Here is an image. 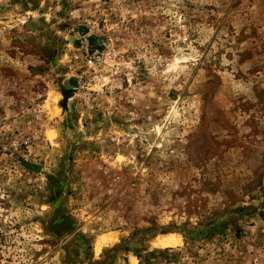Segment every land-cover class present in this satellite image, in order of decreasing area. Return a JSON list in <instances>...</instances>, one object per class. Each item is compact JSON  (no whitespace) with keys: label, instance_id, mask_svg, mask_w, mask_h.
<instances>
[{"label":"rangeland","instance_id":"rangeland-1","mask_svg":"<svg viewBox=\"0 0 264 264\" xmlns=\"http://www.w3.org/2000/svg\"><path fill=\"white\" fill-rule=\"evenodd\" d=\"M0 264H264V0H0Z\"/></svg>","mask_w":264,"mask_h":264},{"label":"bare ground","instance_id":"bare-ground-1","mask_svg":"<svg viewBox=\"0 0 264 264\" xmlns=\"http://www.w3.org/2000/svg\"><path fill=\"white\" fill-rule=\"evenodd\" d=\"M102 241V240H101ZM105 241V240H104ZM103 241V242H104ZM180 238L177 237L176 235H167V236H163L161 237L160 239H158L156 242H155V245L157 247H163V248H166V247H172V246H176L178 244H180Z\"/></svg>","mask_w":264,"mask_h":264},{"label":"built area","instance_id":"built-area-1","mask_svg":"<svg viewBox=\"0 0 264 264\" xmlns=\"http://www.w3.org/2000/svg\"><path fill=\"white\" fill-rule=\"evenodd\" d=\"M93 57L91 56V57H88V64L89 65H91V64H93Z\"/></svg>","mask_w":264,"mask_h":264},{"label":"trees","instance_id":"trees-1","mask_svg":"<svg viewBox=\"0 0 264 264\" xmlns=\"http://www.w3.org/2000/svg\"><path fill=\"white\" fill-rule=\"evenodd\" d=\"M93 40H94L93 38H90L89 39V42L92 44Z\"/></svg>","mask_w":264,"mask_h":264}]
</instances>
